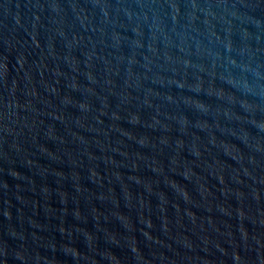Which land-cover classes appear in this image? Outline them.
Returning a JSON list of instances; mask_svg holds the SVG:
<instances>
[{
    "label": "water",
    "instance_id": "obj_1",
    "mask_svg": "<svg viewBox=\"0 0 264 264\" xmlns=\"http://www.w3.org/2000/svg\"><path fill=\"white\" fill-rule=\"evenodd\" d=\"M0 264H264V0H0Z\"/></svg>",
    "mask_w": 264,
    "mask_h": 264
}]
</instances>
